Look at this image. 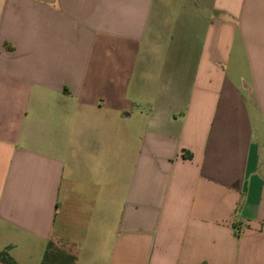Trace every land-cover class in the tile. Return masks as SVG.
I'll list each match as a JSON object with an SVG mask.
<instances>
[{
  "label": "crops",
  "instance_id": "0c3cea01",
  "mask_svg": "<svg viewBox=\"0 0 264 264\" xmlns=\"http://www.w3.org/2000/svg\"><path fill=\"white\" fill-rule=\"evenodd\" d=\"M49 244L264 264V0H0V251Z\"/></svg>",
  "mask_w": 264,
  "mask_h": 264
},
{
  "label": "trees",
  "instance_id": "16d2710c",
  "mask_svg": "<svg viewBox=\"0 0 264 264\" xmlns=\"http://www.w3.org/2000/svg\"><path fill=\"white\" fill-rule=\"evenodd\" d=\"M76 256L56 249L49 244L43 258L42 264H76ZM0 263L2 264H18L6 251H0Z\"/></svg>",
  "mask_w": 264,
  "mask_h": 264
},
{
  "label": "rangeland",
  "instance_id": "374dc122",
  "mask_svg": "<svg viewBox=\"0 0 264 264\" xmlns=\"http://www.w3.org/2000/svg\"><path fill=\"white\" fill-rule=\"evenodd\" d=\"M43 260V259H42ZM42 260H41V262H42ZM41 264V263H40Z\"/></svg>",
  "mask_w": 264,
  "mask_h": 264
}]
</instances>
